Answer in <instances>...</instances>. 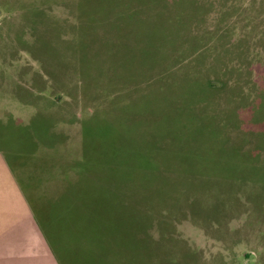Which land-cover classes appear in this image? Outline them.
<instances>
[{
  "label": "rangeland",
  "instance_id": "rangeland-1",
  "mask_svg": "<svg viewBox=\"0 0 264 264\" xmlns=\"http://www.w3.org/2000/svg\"><path fill=\"white\" fill-rule=\"evenodd\" d=\"M1 238L0 264H264V0H0Z\"/></svg>",
  "mask_w": 264,
  "mask_h": 264
},
{
  "label": "crops",
  "instance_id": "crops-1",
  "mask_svg": "<svg viewBox=\"0 0 264 264\" xmlns=\"http://www.w3.org/2000/svg\"><path fill=\"white\" fill-rule=\"evenodd\" d=\"M13 240V238H1L0 239V244H3V243H6V242H10V241H12ZM0 249L1 250H8L7 249V247L6 246H3V245H0Z\"/></svg>",
  "mask_w": 264,
  "mask_h": 264
}]
</instances>
